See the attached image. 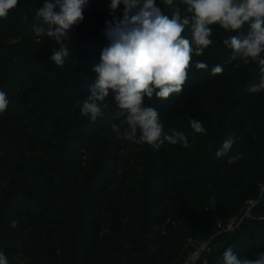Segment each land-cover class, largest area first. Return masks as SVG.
Instances as JSON below:
<instances>
[{"label":"trees","instance_id":"16d2710c","mask_svg":"<svg viewBox=\"0 0 264 264\" xmlns=\"http://www.w3.org/2000/svg\"><path fill=\"white\" fill-rule=\"evenodd\" d=\"M110 3L88 0L83 20L69 30L62 66L51 60L59 45L32 30L42 23L35 11L44 0H18L0 18V91L9 101L0 113V251L9 264H177L196 236L216 229V215L233 217L259 199L253 216L219 233L220 243L196 264H218L228 247L256 258L264 252V91L247 89L264 73L258 62L227 63L232 50L221 42L246 34L248 25L236 33L211 26L214 43L193 54L182 91L144 98L164 131L184 132L189 144L156 149L112 130L119 121L111 90L95 122L81 114L107 44ZM173 3L185 14L182 0ZM156 6L171 18L173 7L164 0ZM123 9L114 16L122 19ZM182 35L191 40L190 26ZM197 61L208 68L196 69ZM217 64L224 71L213 75ZM189 118L206 134L194 133ZM228 138L231 151L217 159Z\"/></svg>","mask_w":264,"mask_h":264},{"label":"clouds","instance_id":"9594fccd","mask_svg":"<svg viewBox=\"0 0 264 264\" xmlns=\"http://www.w3.org/2000/svg\"><path fill=\"white\" fill-rule=\"evenodd\" d=\"M87 2L44 0L43 6L35 11V19L42 23L34 24L32 30L37 37L46 35L59 45V50L53 49L51 55L57 66H62L70 54L65 41H70L69 30L83 20ZM182 2L186 5L183 15L173 0H164L166 5L174 8L169 18L156 6L155 0H111L108 7L113 20L105 21L107 44L102 48L100 63L93 67L97 78L89 87L90 95L82 103V115L95 122L102 115V105L111 90L118 109L114 119L119 121L111 127L118 137L136 144L147 143L156 149L165 142L189 147L184 132L176 129L164 131L158 111L145 106L144 98H152L155 93L158 99L167 100L171 94L182 91L193 54L201 56L214 43L211 38V26L214 25L225 33H236L247 24L246 34L222 37L223 46L232 50L227 63L237 59L245 64L258 62L261 73H264V58H261L264 53V0ZM17 4L18 0H0V18H6ZM121 4L124 5L122 19L114 16ZM57 8L58 12L55 11ZM188 26L191 40L182 35ZM195 68L207 69L208 65L197 61ZM223 71L219 64L211 69L213 75ZM247 91L252 94L264 91V75L259 84L251 85ZM8 104L7 94L0 91V113ZM189 123L194 133L206 134L201 122L189 118ZM234 143L233 138L226 139L216 151V158L227 156ZM242 155L229 157L227 163L236 162ZM0 264H9L3 251H0ZM218 264H264V252L258 253L254 259L241 258L232 247H228Z\"/></svg>","mask_w":264,"mask_h":264},{"label":"built area","instance_id":"2783aa9c","mask_svg":"<svg viewBox=\"0 0 264 264\" xmlns=\"http://www.w3.org/2000/svg\"><path fill=\"white\" fill-rule=\"evenodd\" d=\"M262 193L264 192V183L261 184ZM259 199H249L244 204L242 210L235 216L227 218L221 214L216 215V229L218 233H233L244 223V221L253 216V209L257 206ZM191 246L186 249L180 258L179 264H196L198 260L213 245L211 240H192Z\"/></svg>","mask_w":264,"mask_h":264},{"label":"crops","instance_id":"0c3cea01","mask_svg":"<svg viewBox=\"0 0 264 264\" xmlns=\"http://www.w3.org/2000/svg\"><path fill=\"white\" fill-rule=\"evenodd\" d=\"M219 236L220 235H219L218 231L216 229H213L207 233H203V234L196 236L194 238V240H211L214 245H218L220 243V237ZM190 246L191 245L189 244L186 249H188V247H190ZM175 264H176V262H175ZM177 264H179V263L177 262Z\"/></svg>","mask_w":264,"mask_h":264},{"label":"water","instance_id":"95a60500","mask_svg":"<svg viewBox=\"0 0 264 264\" xmlns=\"http://www.w3.org/2000/svg\"><path fill=\"white\" fill-rule=\"evenodd\" d=\"M155 4H156V0H155ZM211 181V180H210ZM207 214H210V212H207Z\"/></svg>","mask_w":264,"mask_h":264},{"label":"rangeland","instance_id":"374dc122","mask_svg":"<svg viewBox=\"0 0 264 264\" xmlns=\"http://www.w3.org/2000/svg\"><path fill=\"white\" fill-rule=\"evenodd\" d=\"M180 262V260L178 261V263Z\"/></svg>","mask_w":264,"mask_h":264}]
</instances>
